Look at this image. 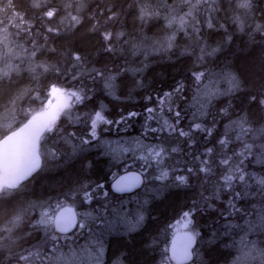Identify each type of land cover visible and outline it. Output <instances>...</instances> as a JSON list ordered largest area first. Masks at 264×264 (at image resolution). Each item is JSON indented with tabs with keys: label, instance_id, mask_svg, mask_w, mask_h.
<instances>
[{
	"label": "trees",
	"instance_id": "16d2710c",
	"mask_svg": "<svg viewBox=\"0 0 264 264\" xmlns=\"http://www.w3.org/2000/svg\"><path fill=\"white\" fill-rule=\"evenodd\" d=\"M60 90L68 105L41 137L40 169L18 189H0V264L39 255L33 246L53 232L48 221L33 227L41 205L50 214L70 207L79 222L93 207L103 214L87 218L90 246L71 233L51 264L76 253L77 264H171L173 226L186 217L196 240L189 264H264V0H0V140ZM145 105L159 111L149 116ZM178 109L188 131L176 135ZM130 111L135 119L110 123ZM97 112L109 122H97L89 141ZM164 171L166 180L153 179ZM127 172L140 174V188L113 192ZM250 173L254 185L241 180ZM220 181L249 187L230 217ZM87 186L93 205L80 202ZM73 189L80 193L66 199ZM121 198L124 211L109 215Z\"/></svg>",
	"mask_w": 264,
	"mask_h": 264
},
{
	"label": "snow or ice",
	"instance_id": "6c2138e0",
	"mask_svg": "<svg viewBox=\"0 0 264 264\" xmlns=\"http://www.w3.org/2000/svg\"><path fill=\"white\" fill-rule=\"evenodd\" d=\"M49 16L52 15V13H48ZM211 27V25H208ZM171 46V45H169ZM107 87H111V84L107 85ZM171 92H175L179 94L181 92V87L178 85L174 86L173 90ZM170 92V95H171ZM151 103V100H150ZM159 103V101H157ZM171 104L175 103V96L171 97L170 100ZM104 106H101V111H103ZM145 111L148 113L149 116L154 115L155 111H159V109H154L153 107H149L145 105ZM138 113L135 111H130L125 114H121V117L119 119H112L109 118L111 124H126L127 122L131 121L132 119H135L137 117ZM179 115H180V110H176L175 113V120L172 121V124L176 125V128L178 131L175 133L176 135L180 134V131H188L187 129H181L180 125L177 124V120H179ZM147 119V117H145ZM97 122L107 124L109 121L105 119V116L101 114V112H97L95 116V120L89 125V132L90 134L88 135V140L90 141L92 137L97 135L96 129L98 127ZM166 123V122H165ZM192 123H196L197 127L194 130L199 129V124L197 123L196 119H193ZM146 132H151L154 134H159L163 132V128L161 127H152L149 126L147 129H145ZM204 136L208 138L209 140L211 139V136L208 132L204 133ZM89 167L91 166L90 164L88 165ZM247 171V169L245 170ZM168 178V172L164 171L160 175L153 177V179L157 181H162L166 180ZM231 179V177H229ZM247 179L249 181V185H254L255 184V175L250 173L247 177H241V180ZM176 180L178 183L183 184L185 182V178L183 176H178L176 177ZM221 184V192L226 193L231 197V199L226 200V206L225 210L229 213V217L231 216L232 213L235 212H240L242 209H240L237 206L236 201H240L241 199H247V194L249 192V187L246 185L241 184L239 181L236 182V184L232 187L224 188L223 187V181H220ZM91 186H87L84 188L82 195H80V202L82 205H93V201L97 200L96 193L95 191L89 190ZM97 188L103 190V185L97 184ZM124 189L119 187V182L116 186V192H122ZM80 193V190L78 189H73L70 190L68 193L65 194V198L71 197L73 200H75L76 195ZM102 195L107 199L109 197V193L107 191H102ZM116 198V197H115ZM218 199H220L218 197ZM117 204L119 205L118 207L112 208V207H106L105 211L109 213V215H116L118 216L121 212L124 211V205H123V199H116ZM46 207V205H41L40 210L37 212V216L35 218V223L33 224V227L35 231H40L41 227L45 225V221L47 220L48 217H53L55 218L54 214L50 213H44L43 219H42V212L43 209ZM63 207V206H61ZM194 209V207H193ZM193 209H189V211L184 212V216H190L192 213ZM70 211L73 212V210L70 208ZM92 212L96 213L95 219L97 220H103V214L101 213L99 208H92V211L89 212H84L81 214V221L77 222V217L76 213L73 212V217L70 219H64L60 224H59V232L60 233H69L70 230H72V235L83 238L85 241V245L81 247H87L90 246L89 242L92 239H95V224L92 222H89L87 220L88 217L92 216ZM131 215V213H129ZM223 215V213H222ZM142 219V217H141ZM68 236L64 235L63 239L68 240ZM61 240L60 235H54L52 231H48L45 233L43 240L41 243L34 245V249H40L41 251L39 252V255L42 257L40 261H38V264H51L50 257L55 256L56 253L60 250V248L57 247ZM48 245H51V247H48ZM69 252H72L71 250ZM24 253H21L17 258L21 260V264H23V257ZM78 260V253H76L75 257L69 256L67 258V264H77Z\"/></svg>",
	"mask_w": 264,
	"mask_h": 264
},
{
	"label": "water",
	"instance_id": "95a60500",
	"mask_svg": "<svg viewBox=\"0 0 264 264\" xmlns=\"http://www.w3.org/2000/svg\"><path fill=\"white\" fill-rule=\"evenodd\" d=\"M54 96V91H52ZM48 101L45 106H48ZM41 121L31 119L22 124L2 140H0V187L7 190H16L24 182L33 177L41 167V157L38 154V145L36 137L39 133ZM124 189L122 192H116V186ZM112 188L117 194L128 195L140 188L142 177L136 172H127L119 175L113 182ZM70 207H61L52 218V228L59 235H69V233H60L59 224L64 219L73 217V210ZM76 213V212H75ZM77 222H79L76 213ZM196 244L195 238L188 232H181L173 235L168 246V256L174 264H189L193 258V250Z\"/></svg>",
	"mask_w": 264,
	"mask_h": 264
},
{
	"label": "rangeland",
	"instance_id": "374dc122",
	"mask_svg": "<svg viewBox=\"0 0 264 264\" xmlns=\"http://www.w3.org/2000/svg\"><path fill=\"white\" fill-rule=\"evenodd\" d=\"M68 100H69V95L66 93V91L60 90L57 93L55 92L54 96H50V98H48V102H49L48 106H43L42 110L38 114L34 115L31 118V119L36 118V119H39L41 121L39 133H38L36 140H35L37 144H39L42 135L46 132H49L52 129L55 120L57 119V117H59L58 115L67 107ZM47 212H48V210H45V209L43 210L42 219H43L44 213H47ZM52 218L53 217H48L46 220V222L48 221V223L50 224L51 229H52ZM173 227H174V231H175L174 233L188 232V227H189L188 218L187 217L182 218ZM63 241H65V240L61 239L59 243H61ZM57 255H59V257H61L60 255H62L61 258H63L65 256L63 253H58ZM38 257H39V255L30 254L27 257V264H34L35 259ZM255 259L257 261H262V256L257 255L255 257ZM246 262L252 263L253 257H250L249 261L246 258V259L240 261L239 264H244ZM168 264H170V263H168ZM171 264H174V262L171 261Z\"/></svg>",
	"mask_w": 264,
	"mask_h": 264
},
{
	"label": "bare ground",
	"instance_id": "6f19581e",
	"mask_svg": "<svg viewBox=\"0 0 264 264\" xmlns=\"http://www.w3.org/2000/svg\"><path fill=\"white\" fill-rule=\"evenodd\" d=\"M114 181H115V180H114ZM114 181H113V182H114ZM113 182L110 184V186H111V190H112L113 192H115V190L112 188V186H114V185H113ZM115 193H116V192H115ZM52 230H53V228H52ZM53 232H54V230H53ZM54 233H55V232H54ZM55 234H57V233H55ZM58 235H59V234H58ZM60 236H64V235H60Z\"/></svg>",
	"mask_w": 264,
	"mask_h": 264
},
{
	"label": "flooded vegetation",
	"instance_id": "af4514ba",
	"mask_svg": "<svg viewBox=\"0 0 264 264\" xmlns=\"http://www.w3.org/2000/svg\"><path fill=\"white\" fill-rule=\"evenodd\" d=\"M0 189H2V188H0Z\"/></svg>",
	"mask_w": 264,
	"mask_h": 264
}]
</instances>
